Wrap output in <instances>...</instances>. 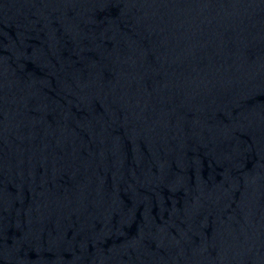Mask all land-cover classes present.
<instances>
[{
    "label": "water",
    "instance_id": "obj_1",
    "mask_svg": "<svg viewBox=\"0 0 264 264\" xmlns=\"http://www.w3.org/2000/svg\"><path fill=\"white\" fill-rule=\"evenodd\" d=\"M0 264H264V0H0Z\"/></svg>",
    "mask_w": 264,
    "mask_h": 264
}]
</instances>
